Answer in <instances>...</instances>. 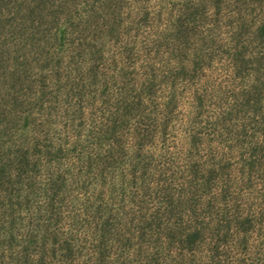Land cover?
Segmentation results:
<instances>
[{
	"label": "rangeland",
	"instance_id": "374dc122",
	"mask_svg": "<svg viewBox=\"0 0 264 264\" xmlns=\"http://www.w3.org/2000/svg\"><path fill=\"white\" fill-rule=\"evenodd\" d=\"M0 264H264V0H0Z\"/></svg>",
	"mask_w": 264,
	"mask_h": 264
}]
</instances>
